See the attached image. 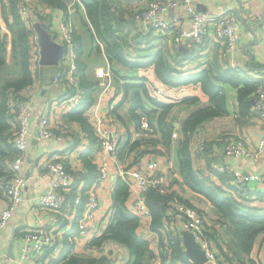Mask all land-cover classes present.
Listing matches in <instances>:
<instances>
[{"label":"crops","instance_id":"0c3cea01","mask_svg":"<svg viewBox=\"0 0 264 264\" xmlns=\"http://www.w3.org/2000/svg\"><path fill=\"white\" fill-rule=\"evenodd\" d=\"M110 1L112 7H116L114 11L116 18L121 22L127 21L128 26L130 27L128 32L125 31L128 34L127 44L129 45L130 55L132 56L131 59L134 60L138 56L149 54L151 48L156 47V39L136 36L135 21L130 23V20L133 18V11L138 9V5L134 0ZM72 2H75V0H72L71 2L68 0V4ZM74 7L72 6L74 10L73 17L76 23V12ZM192 8L194 12H206L213 15L226 13L228 11L236 12L239 22V38L235 51L229 57L222 56V42L218 40L214 41L210 34L206 38V41H210L208 52H204V47L199 45L192 50L181 49L180 51H175L173 47L167 48L164 46L173 62L180 66L179 70L182 72V76L203 69L212 70V73L216 74L219 70L228 67L236 68L252 78L260 77L261 74L264 73V0H193ZM42 9L43 3H39L36 12H32L33 22H45L47 28L53 27L54 30H58L59 23L65 15L64 8L58 5H47L46 3L44 7L45 13L41 16ZM164 17L171 22V33H173L175 30V27L173 26L174 18H178L177 25L179 28H189L192 22L193 13L187 10H171L165 14ZM1 23L3 32L6 34L7 54L6 63L0 68V102L1 87L6 82L15 80L20 76V62L13 54V35L3 19H1ZM100 44L102 51L99 52L104 54V46L102 43ZM247 44H250L247 47V50L252 54L251 62L244 52V47L247 46ZM32 50L33 48H30V69L34 76V81L32 84L22 89L21 93L26 98L29 97L35 115L40 112L39 103L42 102L41 98L43 94H41V92L43 89V79L46 76L44 73L46 67L41 65L40 61L34 63V60H31L33 59V53H31ZM84 55H81L79 64H87L88 76L99 82V86L94 93L95 105L93 109H96L102 117L112 123V136L117 144L121 145L118 149V154L122 157L128 146L132 144L131 141L134 138L136 130L139 128V117L132 114L130 110L133 103L132 88L129 89L128 93L124 91V84L131 80L125 79L122 74L115 75L111 69V64L105 56V63L104 60H102V63L106 80L105 82L101 81V78H97L93 74L94 69L98 67V64H90L89 60H86ZM143 58L144 57H141V60L146 59ZM13 60L14 62H12ZM125 71L124 75H138L140 78H145L143 82H145L152 96L164 102L174 104L169 115V121L172 123L174 127L173 129L177 131V133L179 132V140L183 135L181 132L183 120L196 108L209 104V96L202 90L200 83H190L179 86L168 85L157 77L153 65H146L137 69H130L127 67ZM108 84L110 86L107 88ZM219 84L223 87L227 113L223 116L206 120L201 124L195 135L192 137L191 150L195 168L202 174H209L214 182L228 190L225 177L222 175L218 176V174L214 172V162H232L236 168L242 170L245 175H249L253 172L262 173L264 172V153L256 159L241 157L238 160H231L225 153V150L222 155H218L219 148L224 147L223 143L227 136L243 138L249 147H254L263 135L264 122L262 119L252 114L254 103L252 101L254 99L253 93L250 113L242 114L240 112L238 100L239 87L224 82H219ZM49 92L50 95L45 108L38 114V118L35 119L36 122L46 114V108L49 105V102L53 97H58L61 90L58 87L53 86V89L51 87ZM159 92H162V97H157V93ZM186 97H198V100L192 103L184 102L183 100ZM143 102L145 103V99H143ZM139 112L141 111L138 109L136 113L139 114ZM84 114L87 117L89 124L93 127L92 121L88 116L89 114H86V112ZM59 120L60 122H53L55 127L54 131L57 134L56 137L40 138L38 136L34 142V135H32L22 167V174L27 182V186L24 190V199L16 208L9 225L1 234L0 250L2 252V257L0 259V264H24L22 257V244L20 243L17 231L21 227L25 228L34 226L38 222L39 217L42 216L40 211L35 209V201L39 194L45 193L48 190V180L51 177L48 174H43L41 167L43 162L51 158L55 159L59 156L65 159L60 162L68 167H74L80 176H82V174H87L89 171L81 157V154L87 149L91 140L88 131L85 130L84 126H82L77 119H72L70 115L65 114ZM36 122L33 129L37 128ZM14 128L15 122L9 117L7 120V129L3 131V134L0 137V165L3 167L0 170V211L5 207L6 203L4 191L6 187L5 180L7 177H5V175L8 172L9 162H11L14 156V150L10 144V136ZM69 129H72V134H69ZM202 129L205 131L204 134L200 133L202 132ZM202 135H204V137H202ZM158 136H161L160 130ZM195 137L196 140L199 139L197 144L193 143ZM76 140L79 141L75 145L74 142ZM158 140L162 141V143L160 142L162 144V150L157 149L156 155L162 165V176L165 181L177 192L182 193L189 198H193L196 193L184 184L179 171V140L177 142V148H174L172 145L174 139H172L167 146L164 145L165 141L163 135L162 140ZM200 145H203V151H197V148L199 149ZM92 148L94 149V152L91 155V160L96 164V167H98L97 163L100 158L98 149H95L97 148L95 145H93ZM118 177L116 169L112 168L109 178L102 180L97 186L101 205V210L95 213L97 221L109 223L111 216L110 207L113 202L112 196ZM229 184L236 187V185L232 183L231 178ZM237 188L239 187L237 186ZM246 189L252 192H264V182L250 180L248 184H244V190ZM70 195L74 196L75 194L71 193ZM198 198L201 202V207L205 209V217L211 233H214L215 236L221 237L220 233H222V231L225 234V231L222 230L225 226L221 221L220 212H218L210 202L203 198ZM78 215H81V210ZM77 219L78 218L72 219L70 216L69 218L66 216H60L56 241L42 257L41 264H56V260L65 249L66 236H69L70 240L73 236L72 230L75 225L74 222H76ZM138 232L141 234L140 227H138ZM162 232L164 235L167 233L165 229H162ZM227 234L230 237L228 232ZM152 237L153 239L149 240V242L156 250V257L151 264H161L160 240L155 231H153ZM226 240L228 242L219 238L218 244L221 245V247H228L231 245V239L228 240L226 238ZM72 241L73 246L70 251L71 256L79 257L78 254H80L82 256L87 255L89 258L105 257L110 259L111 264H131L128 247L119 241L111 239L104 240V248L97 252L89 250L90 246H88L87 241L79 236L74 237ZM219 242H221V244ZM219 245L218 247L220 248ZM220 258L222 260L221 253ZM228 261L230 264H253L252 261H255L256 264H264V233H260L256 237L250 253L242 254L241 259H228ZM222 262L223 264H226L224 258Z\"/></svg>","mask_w":264,"mask_h":264},{"label":"built area","instance_id":"2783aa9c","mask_svg":"<svg viewBox=\"0 0 264 264\" xmlns=\"http://www.w3.org/2000/svg\"><path fill=\"white\" fill-rule=\"evenodd\" d=\"M17 2L26 24L32 28L30 39L31 49H34L33 59L39 61L41 46L35 33L32 12H36L39 3H43L41 12L43 16L45 3L41 0H17ZM134 2L138 5V9L133 11L135 31L143 37L155 38L156 45L173 47L175 51H180L181 47L192 50L199 45L204 47V52H208L210 41H206V38L210 34L214 41L222 42L223 57H229L237 47L239 22L238 15L234 11L216 15L194 12L193 0H134ZM7 8L9 9L10 6L8 5ZM171 10H187L193 13L190 27L179 28L178 18L175 17L173 20L175 30L171 33V22L164 17ZM73 11L70 7L69 13L61 19L58 30L48 27L53 39L63 46V54L55 66L57 72L54 79V86L58 87L61 92L58 97L51 99L46 108V114L36 122L29 97L26 98L21 92L8 91V116L15 122L10 142L16 151L14 159L9 162V177L4 191L6 203L0 211V237L9 225L16 208L24 199L27 182L22 174L23 160L32 139L35 122L40 138L56 137L53 122H60L59 119L63 115L78 109L85 98ZM256 78L259 84L254 96L252 114L264 122V73ZM109 86L108 84L107 88ZM94 105L88 108L86 114H89L94 133L99 141L98 174L90 187L85 188V182L82 179L76 184V180L81 178L77 170L60 162L65 160L64 158L57 156L55 159L51 158L43 162L41 166L43 174L51 177L48 180V190L39 194L35 201V209H38L42 216L34 226L21 227L17 231L22 244L24 264L42 263V257L56 241L60 216L78 218L74 222L77 223L78 230L72 234L71 240L76 236L85 239L90 246L89 250L94 252L104 248L105 241L98 244L93 242L107 231L108 226L107 222L97 221L95 217V213L101 210L97 186L102 180L109 178L112 168L116 169L118 176L128 186L127 207L139 217V227L144 237L149 240L153 239L152 212L147 196L149 191L154 189L163 198L166 206L167 218L163 229L166 232L170 230L173 232L188 231L205 251L207 264H223L218 247L219 238L212 235L206 221L205 209L201 207L198 196L195 194L193 198H189L177 192L162 176V165L156 155L158 148L154 142L159 132L150 117L147 114L141 115L139 128L131 141V143L138 142V145L131 150L127 148L120 157L118 149L121 145L117 144L112 136V123L93 109ZM69 134H72V129H69ZM176 135V132H173V137ZM223 144L225 153L231 160H238L241 157L256 159L264 153V131L254 147H249L243 138L232 136H227ZM203 149V145H200L197 151H203ZM214 166L218 172L227 173L232 183L242 189H244V184H248L250 180L264 182V172L245 175L232 162H216ZM71 193L75 195L71 196ZM80 210L81 215H78ZM155 232L159 237L162 228L160 232ZM78 256L89 258L87 255L78 254ZM1 257L0 250V259ZM107 261L111 264L109 258ZM77 264L91 263L85 261Z\"/></svg>","mask_w":264,"mask_h":264},{"label":"trees","instance_id":"16d2710c","mask_svg":"<svg viewBox=\"0 0 264 264\" xmlns=\"http://www.w3.org/2000/svg\"><path fill=\"white\" fill-rule=\"evenodd\" d=\"M0 2V68L6 63L7 54L6 34L3 32L1 19L6 22L13 35V54L20 62V76L15 80L6 82L1 87V137L3 131L7 129V120L9 118L8 91L21 92L22 89L33 83L34 76L30 69V35L32 28L26 24L21 15L17 0H10L9 9L6 8V0H0ZM43 2L47 3V5H58L64 8L65 14L69 13L70 7H76L81 24L86 27L90 38L95 41V47L98 52L102 51L100 43L103 44L106 59L111 64L114 74H122L125 79L131 80L124 84V91L128 93L129 89L132 88L133 103L130 109L132 114L139 117V119L142 114H147L151 122H155L158 132L159 130L161 132V136L163 135L165 146L170 144L173 139V132H175L172 123L169 121V115L174 104L164 102L152 96L145 82H143L145 78H140L138 75H124L125 69L127 67L137 69L146 65H153L157 77L168 85L201 84L202 90L209 96V104L196 108L182 122L181 132L183 135L179 140L178 146L179 171L184 184L191 188L198 197L210 202L220 212L221 221L231 237V245L228 247H221L218 244L222 260L224 258L225 263L230 264L228 259H241L242 254L250 253L256 237L260 233H264V192H252L248 189L244 190L231 186L229 184L231 177L227 173L218 172L215 166L214 172L218 176L222 175L225 177L228 190L214 182L209 174L200 173L194 166L191 141L197 129L204 121L223 116L227 113L223 87L219 82L230 83L239 87L238 100L240 112L245 114L250 113L252 93L255 96L259 84L258 78L249 77L232 67L221 69L216 74H213L212 70L203 69L182 76V72L179 70L180 66L173 62L163 45H155L156 47H152L149 54L138 56L132 60L129 45L127 44V32L130 27L127 21L121 22L116 18L114 13L116 7H112L110 0H75V2L69 4L68 0H43ZM136 33V36H142L138 32ZM75 35L79 46L80 63V57L84 55V50L77 34V27L75 28ZM141 57L146 59L141 60ZM79 65L85 98L78 109L72 110L66 115H70L72 119H77L84 126L85 130L88 131L91 138L87 149L81 154L82 160L89 171L87 174H82L81 178L76 180L77 184L82 179L85 181V188H89L98 174L96 164L91 160V155L94 152L93 145L97 147L95 149H99V141L94 133V128L89 124L84 113L94 104V93L99 86V82L88 76L87 64ZM143 99H145V103ZM197 100L198 97H186L183 101L192 103ZM138 109L141 111L139 114L136 113ZM78 141L74 142L75 145ZM154 142L157 148L162 150L160 141L154 139ZM10 144L13 147L11 142ZM136 145H138V142H133L128 146V150L133 149ZM13 150L14 159L16 151L14 147ZM2 168V165H0V170ZM5 177L8 179L9 171ZM128 194L127 184L118 177L112 196L113 202L110 207L111 216L107 231L100 238L94 239L93 242L98 244L107 239L119 241L128 247L131 264H151L156 257V250L151 246L149 239L138 232L140 219L126 205ZM147 197L152 212L151 228L153 231L160 232L161 228H165L167 218L166 206L163 203V198L154 189L149 191ZM77 230L78 226L75 223L72 230L73 234ZM159 235L161 264H194L186 254L182 232L170 230L165 235L163 232H160ZM212 235L215 237L214 233ZM72 246L73 241L69 239V236H66L65 249L56 260V264H77L85 261H89L91 264H109L105 257L80 258L71 256L70 249ZM252 262L256 264L255 261Z\"/></svg>","mask_w":264,"mask_h":264},{"label":"water","instance_id":"95a60500","mask_svg":"<svg viewBox=\"0 0 264 264\" xmlns=\"http://www.w3.org/2000/svg\"><path fill=\"white\" fill-rule=\"evenodd\" d=\"M134 22L132 18L130 23ZM34 28L36 30V35L41 46V56H40V64L45 66V78L43 79V89L41 94H43L41 100L42 102L39 103L40 105V112L45 108V105L48 101L50 92L49 89H53L54 86V79L56 75V68L55 66L58 64L59 59L63 54V46L57 43L50 32L48 31L47 24L45 22H35ZM247 46L244 47L245 54L249 57L250 62L252 61V54H250L247 50ZM182 50H189L186 47H181ZM254 102V99L252 100ZM39 112V113H40ZM38 113V114H39ZM38 114H35V119L38 118ZM32 135H34V142L36 138L39 136L38 127L32 129ZM224 152V147H220L218 150V155H222ZM222 162V161H221ZM184 245L186 248L187 256L192 260L194 264H205L207 263V257L205 251L201 248L199 243L193 238V236L188 231L182 232Z\"/></svg>","mask_w":264,"mask_h":264},{"label":"rangeland","instance_id":"374dc122","mask_svg":"<svg viewBox=\"0 0 264 264\" xmlns=\"http://www.w3.org/2000/svg\"><path fill=\"white\" fill-rule=\"evenodd\" d=\"M71 1L72 0H69V2H71ZM9 2H10V0H6L5 3L7 4V6L9 5ZM41 2H43V0H41ZM0 4H1V2H0ZM7 6H6V8H7ZM75 12H76V7H75ZM75 24H76V27H77L78 37L80 39V42H82V45H83V50H84L83 52L85 53L84 56L86 57V60H89L90 64H98V67L96 69H94L93 74L97 78H101V81H104L105 82L106 75H104V71H103L104 68H103V63H102V60H104V63H105V53L103 54V53L98 52V50L95 47V41H93L90 38L89 32L87 31L86 27H84L81 24V21H80V18L78 16V13L77 12H76V23ZM96 42H98V41L96 40ZM31 53H33V57H34V49L31 51ZM130 57H132V56H130ZM12 58H13V56H12ZM31 60L32 61L34 60L33 61L34 63H37L38 62L35 59H31ZM12 62H14V60ZM17 69H18V67H17ZM160 96L162 97V92L157 93V97H160ZM204 128H207V127H204ZM203 129L201 130L202 132H200L201 134H204V132H205V131H203ZM175 132H176L177 135L175 137H173L174 140L172 142V145H173L174 148H177V142H178V140L180 138V134H179V132L177 133V131H175ZM202 137H204V135H202ZM158 139L162 140V136H158L157 137V140ZM198 140L199 139L196 140V137H195L194 140H193V143L197 144L199 142ZM160 142L162 143V141H160ZM161 146H162V144H161ZM8 171H9V166H8ZM7 180L8 179L5 180V185H6ZM222 230L225 231V234L222 231V233H220L221 234V237H219V238L220 239H223L224 241H227L226 238L228 240H230L231 237H229V235L227 234L226 228L223 227ZM158 238L160 240V235H159Z\"/></svg>","mask_w":264,"mask_h":264}]
</instances>
